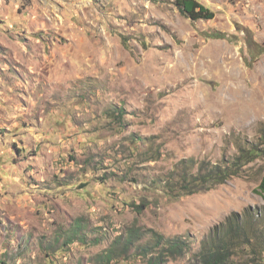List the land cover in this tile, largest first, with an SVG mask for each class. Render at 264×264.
<instances>
[{
    "label": "rangeland",
    "instance_id": "rangeland-1",
    "mask_svg": "<svg viewBox=\"0 0 264 264\" xmlns=\"http://www.w3.org/2000/svg\"><path fill=\"white\" fill-rule=\"evenodd\" d=\"M174 1L0 0V264H149L155 233L187 247L159 264H198L244 217L264 236V157L177 184L264 148V0Z\"/></svg>",
    "mask_w": 264,
    "mask_h": 264
},
{
    "label": "trees",
    "instance_id": "trees-1",
    "mask_svg": "<svg viewBox=\"0 0 264 264\" xmlns=\"http://www.w3.org/2000/svg\"><path fill=\"white\" fill-rule=\"evenodd\" d=\"M174 5L178 11L185 17L192 20H205L211 21L214 19L215 13L208 8L204 7L196 0H175ZM216 37V36H215ZM252 58H255L253 56ZM118 115L121 114L119 111ZM264 141V135H262ZM264 157V148L261 149L257 146H238L237 154L233 158V162L225 161L221 164L209 165L206 163L199 164L198 172L195 174L193 171L183 172L179 175L177 184L183 190H190L196 193L201 190L214 189L217 186L225 184L228 180L241 177L243 167L250 165L253 159ZM230 159V158H228ZM186 165L188 169L192 168L185 162L181 166ZM250 170V169H247ZM246 178L248 176L245 175ZM170 184H172L170 182ZM188 184V185H187ZM261 195L264 196V172L258 181L257 189ZM256 218L262 216V213H256ZM259 219V218H258ZM250 220L244 217L243 220H231L225 222L221 228L214 227L206 238L202 241L197 257L198 264H264V236H261L260 229L255 225H249ZM158 244L163 246L156 259H151L149 264H159V262L169 256H181L186 251V244L180 241L167 242L163 237L154 234ZM133 238V236H132ZM248 252L252 257L250 261L242 260L243 254ZM107 261L111 257L106 253ZM262 259V260H258Z\"/></svg>",
    "mask_w": 264,
    "mask_h": 264
}]
</instances>
